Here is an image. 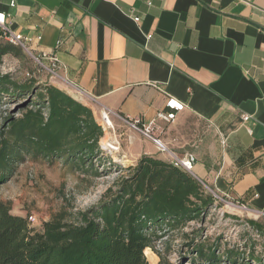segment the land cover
I'll use <instances>...</instances> for the list:
<instances>
[{
    "label": "crops",
    "instance_id": "1",
    "mask_svg": "<svg viewBox=\"0 0 264 264\" xmlns=\"http://www.w3.org/2000/svg\"><path fill=\"white\" fill-rule=\"evenodd\" d=\"M0 13L35 55L60 42L54 83L107 113L113 143L121 119L147 124L167 97L184 104L173 123L157 121L161 141L173 148L198 121L191 175L264 217V0H0ZM127 136V161L164 160Z\"/></svg>",
    "mask_w": 264,
    "mask_h": 264
},
{
    "label": "trees",
    "instance_id": "2",
    "mask_svg": "<svg viewBox=\"0 0 264 264\" xmlns=\"http://www.w3.org/2000/svg\"><path fill=\"white\" fill-rule=\"evenodd\" d=\"M8 54L18 57L20 51L0 41V64ZM3 98L18 108L4 117L0 131V187L11 177L13 165L26 158L59 161L94 178L112 169L120 176L96 205L72 213L62 210L38 230L0 201V264H149L144 252L153 250L165 231L200 221L215 202L189 172L167 160L142 156L134 166L114 164L100 148L104 131L92 110L58 87L16 81L0 72ZM248 224L262 229L256 221ZM188 246L200 264L222 262L215 249L194 242ZM156 255L157 264H170ZM232 255L225 252L229 264L243 263Z\"/></svg>",
    "mask_w": 264,
    "mask_h": 264
},
{
    "label": "rangeland",
    "instance_id": "3",
    "mask_svg": "<svg viewBox=\"0 0 264 264\" xmlns=\"http://www.w3.org/2000/svg\"><path fill=\"white\" fill-rule=\"evenodd\" d=\"M1 43H6L0 38ZM20 51L18 57L8 54L3 57L0 72L12 76L16 81L35 80L40 86L53 85L57 87L55 79L49 75L33 59L34 53L16 47ZM79 100V99H78ZM83 104V103H82ZM96 122L100 125L101 113L92 109ZM18 107L5 98L0 101V131L6 115L16 112ZM17 113L15 116H18ZM124 124V123H123ZM125 125V124H124ZM183 139L169 151L175 155L195 153L194 139L196 135H205V127L194 119H190L183 127ZM111 133V132H110ZM104 132L100 143H111L114 134ZM120 145L119 154L104 153L116 165L126 168L134 166L133 160L127 161V151L130 150L128 134L139 138L142 144L147 141L139 134L127 131L121 127L115 130ZM99 143V145H100ZM112 144V143H111ZM179 147H176V146ZM183 145L185 147H183ZM206 150L203 148L202 153ZM161 154V153H157ZM164 160L166 154H161ZM205 156V155H204ZM204 160V157H203ZM12 174L8 182L0 187V201L11 206V214L26 218L29 225L40 229L42 223L47 222L56 213L66 210L69 213L83 211L96 205L107 188L112 186L120 172L112 169L111 173L101 178H94L92 173L76 172L61 162L48 163L43 160L26 158L13 165ZM206 193L211 195L215 202L208 209L207 214L200 221L188 223L180 230L165 231V235L154 243V249L145 250L144 254L149 264H157L156 253L164 255L170 264H200L195 256L191 255V242L201 243L204 249H215L220 257V264H229L225 252L231 250L232 256L243 258L242 264H264V217L244 210L241 204L222 197L205 183L200 182ZM29 217L34 219L29 222ZM258 222L262 229L257 230L248 224V221ZM252 255L253 260L248 259ZM259 261V263L256 262Z\"/></svg>",
    "mask_w": 264,
    "mask_h": 264
},
{
    "label": "built area",
    "instance_id": "4",
    "mask_svg": "<svg viewBox=\"0 0 264 264\" xmlns=\"http://www.w3.org/2000/svg\"><path fill=\"white\" fill-rule=\"evenodd\" d=\"M134 22H138L137 18L133 19ZM0 38L4 40L7 44L13 47H19L26 51H30L31 49V42L32 38L28 36H22L20 34H16L11 32L6 25V16L4 13H0ZM40 38H36V41H39ZM60 46V42H56L53 51L51 52H39L37 55L32 56L34 61L41 66L49 75L53 78H56V71L59 67V60L55 53ZM185 108V105L179 102L178 100L167 97L165 101V111L159 112L156 115V119L152 120L151 122L144 124L139 118L128 120V119H121L125 126L132 132L139 134L145 140L151 142L156 150L161 154H166L168 156L167 161L173 164L175 167L180 168L186 172L193 171L194 165L196 163V158L193 154H184L183 156H176L173 154L166 145L161 141L159 134L160 128L157 125V121L164 122L166 124L173 123L177 117V115L182 112ZM242 121L246 122L248 120L247 116H242ZM100 126L102 127L103 131L106 132L107 130L112 129L111 124L108 122L107 113L101 115L100 118ZM112 145H108L109 149L105 150L101 144L100 148L104 151H109V153H116L118 151V143L111 142ZM241 207L244 210L247 208L243 205ZM29 222H33L34 219L29 217Z\"/></svg>",
    "mask_w": 264,
    "mask_h": 264
},
{
    "label": "bare ground",
    "instance_id": "5",
    "mask_svg": "<svg viewBox=\"0 0 264 264\" xmlns=\"http://www.w3.org/2000/svg\"><path fill=\"white\" fill-rule=\"evenodd\" d=\"M108 122H109V119H108ZM109 124H110V122H109ZM100 144L105 150L109 149L108 145H112V144L108 143L107 141L100 143ZM146 250H148V249H146Z\"/></svg>",
    "mask_w": 264,
    "mask_h": 264
},
{
    "label": "water",
    "instance_id": "6",
    "mask_svg": "<svg viewBox=\"0 0 264 264\" xmlns=\"http://www.w3.org/2000/svg\"><path fill=\"white\" fill-rule=\"evenodd\" d=\"M108 150V149H107Z\"/></svg>",
    "mask_w": 264,
    "mask_h": 264
}]
</instances>
